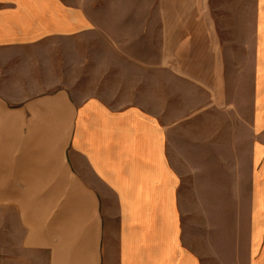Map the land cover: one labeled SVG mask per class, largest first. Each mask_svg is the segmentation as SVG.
Instances as JSON below:
<instances>
[{"label":"crops","instance_id":"1","mask_svg":"<svg viewBox=\"0 0 264 264\" xmlns=\"http://www.w3.org/2000/svg\"><path fill=\"white\" fill-rule=\"evenodd\" d=\"M2 264H264V0H0Z\"/></svg>","mask_w":264,"mask_h":264},{"label":"rangeland","instance_id":"2","mask_svg":"<svg viewBox=\"0 0 264 264\" xmlns=\"http://www.w3.org/2000/svg\"><path fill=\"white\" fill-rule=\"evenodd\" d=\"M0 262H1V260H0ZM0 264H2V263H0ZM4 264H6V261H5V263Z\"/></svg>","mask_w":264,"mask_h":264}]
</instances>
